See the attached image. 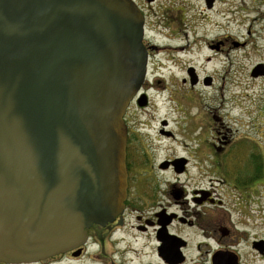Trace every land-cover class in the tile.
<instances>
[{"label":"water","instance_id":"water-1","mask_svg":"<svg viewBox=\"0 0 264 264\" xmlns=\"http://www.w3.org/2000/svg\"><path fill=\"white\" fill-rule=\"evenodd\" d=\"M144 23L134 0H0V260L73 250L123 214Z\"/></svg>","mask_w":264,"mask_h":264},{"label":"flooded vegetation","instance_id":"flooded-vegetation-1","mask_svg":"<svg viewBox=\"0 0 264 264\" xmlns=\"http://www.w3.org/2000/svg\"><path fill=\"white\" fill-rule=\"evenodd\" d=\"M134 1L145 18L143 43L148 52V63L145 82L125 114L128 196L123 214L114 222L91 226L86 243L73 250L38 261L0 260V264H253V258L246 261L251 253L255 260L264 262V237L252 236L246 227L240 228L243 221L257 219L252 212L251 199L258 198V186L264 190V180L258 179L256 172L240 175L230 171L225 162L235 139L232 142L220 139L218 147L214 144L213 155L219 154L214 162L218 187L236 193L235 205L221 212L211 209V205L228 207L213 198L217 183L213 182L212 190L210 188L208 120L205 139L199 137L196 142L180 143L175 127H170L167 118L159 121L155 130L157 139L151 132V124L142 119L141 123H136L139 112L142 117L153 105V92L163 96L170 108L174 99L161 83L169 80L171 73L167 76L163 71L186 66L184 83L188 80L192 87L200 83L209 86L213 78H199L191 64L193 61L186 62V55L191 54L196 45L209 53L204 57L205 63L215 58L225 67L226 57L232 51L253 44L252 28L248 30L250 40L225 33L201 39L197 36L196 39L193 25H188L191 20L185 0H167L160 3L158 9L154 6L158 0ZM225 1L201 0V18H207L205 15H209L218 2L224 5ZM222 14L225 18L224 11ZM259 65L263 66L254 74ZM250 76L255 81L264 78V61L251 69ZM192 77L195 83H192ZM154 140L157 144H153ZM177 147L182 154H178ZM197 177L201 180L197 181ZM233 213L238 222L232 219Z\"/></svg>","mask_w":264,"mask_h":264},{"label":"rangeland","instance_id":"rangeland-1","mask_svg":"<svg viewBox=\"0 0 264 264\" xmlns=\"http://www.w3.org/2000/svg\"><path fill=\"white\" fill-rule=\"evenodd\" d=\"M162 2L165 3L167 0H158L154 5L155 9H158ZM183 2L186 3L185 8L190 15L191 22H188V25H193L196 39L197 36L201 39L204 36L214 37L217 34L225 33L250 40L248 30L252 28L251 40H253V44H249L245 49L232 51L226 57L225 67L222 66L221 61L218 62L219 59L215 58L209 63H205L204 57L209 53L195 45L193 52L186 55V62L191 59L193 61L191 64L194 65L198 77L202 79L211 76L212 83L209 86L200 83L194 87L190 86L188 80L184 83L182 80L187 78V73L186 66L179 67L182 65L172 68L171 71H163L167 76L171 73V78L164 79L165 81L161 83V87H166L174 99L171 101L170 108L163 96L160 97L153 92V105L145 111L142 117L141 111L139 112L136 123H141L142 119V122L151 124L153 127L151 132L156 138L155 130L159 127L160 119L167 118L170 127H175L177 140L180 143L182 141L196 142L199 137L205 139L208 120L211 143L210 188L212 190L213 182L217 183L214 185L217 187L213 198L226 203L225 206L228 207L211 205V209L222 212V210H230L235 205L236 193L226 192L227 190L218 187L219 183L216 181L218 173H215L214 162L219 154L217 157L213 154L214 144L216 147L221 145L220 139L231 142L235 139L228 161L225 162L229 165L230 171L240 175L256 172L258 179L264 180V78L255 81L250 76L251 69L260 61H264V17L262 16L264 0H226L224 5L218 2L214 10L209 12V15H205L208 16L205 19H202L201 13H199L203 10L201 0H185ZM223 11L225 18L222 17ZM189 81L191 82V80ZM153 144H157V140H154ZM158 144L160 146V143ZM161 146L163 148V145ZM177 150L178 154H182L180 147H177ZM198 180H201V177H197ZM257 195L258 198L251 199L252 212L257 219L250 222L243 221L244 224L240 228L246 227L252 236L256 234L263 238L264 190L262 191L259 186ZM232 219L238 222L235 213H233ZM248 251L249 249L246 252ZM252 256L253 253L246 261L253 258V264L261 263Z\"/></svg>","mask_w":264,"mask_h":264},{"label":"bare ground","instance_id":"bare-ground-1","mask_svg":"<svg viewBox=\"0 0 264 264\" xmlns=\"http://www.w3.org/2000/svg\"><path fill=\"white\" fill-rule=\"evenodd\" d=\"M179 142V141H178Z\"/></svg>","mask_w":264,"mask_h":264}]
</instances>
